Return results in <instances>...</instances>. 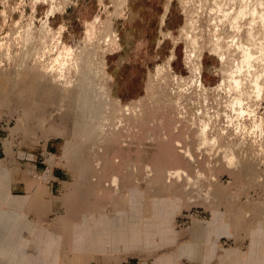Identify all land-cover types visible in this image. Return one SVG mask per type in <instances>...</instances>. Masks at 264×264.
<instances>
[{
  "label": "rangeland",
  "instance_id": "374dc122",
  "mask_svg": "<svg viewBox=\"0 0 264 264\" xmlns=\"http://www.w3.org/2000/svg\"><path fill=\"white\" fill-rule=\"evenodd\" d=\"M262 16L264 0H0V92L4 94L0 103V185L17 204L16 218L37 224L47 218V223L43 222L47 227L55 225L58 217L67 213L64 202L80 182L73 169L77 159L92 150L103 152L106 143L98 141L101 136L87 133L65 143L67 127L59 134L30 115L22 105L24 92L11 89L10 82L17 79L23 83L28 78L23 69L47 65L48 70L50 64V69L54 64L56 75L62 74L60 78L66 75L65 80L76 81L82 78L78 61L91 55L93 63H98L93 64L96 67L87 80L94 76L92 85L98 84L93 86V96L101 101L99 112L103 116L99 114V118L107 125L104 127L102 120L98 124L126 133L131 140L136 138L134 149L142 151L135 159L140 160L136 161L139 168L149 160L145 150L162 148L158 145L163 138L152 140L154 132L170 137L169 129L174 130L178 138L174 135L172 143L183 140L180 146L172 144L177 152L190 145L188 149L192 148L195 156H189L192 158L185 160L187 163H177L169 155L158 157L162 165L188 168V178L168 181L150 178L151 174L148 179L143 168L139 170L143 173L135 175L137 181L126 178L125 202L120 194L102 198L105 188L97 189L114 224L115 218L123 220L124 212H134L141 229L135 245L109 247L106 242L99 243L95 234L83 240L80 252L66 239L61 243L66 247L63 255L55 249V257L64 264H234L238 258L245 260L253 254L254 264H264ZM245 58L252 65L248 60L244 63ZM68 59L75 64H68ZM61 60L65 61L63 66ZM58 66L63 67L61 72ZM235 77L241 79V90L235 86L240 85ZM258 84L262 88L259 94L255 89ZM144 117L152 121L145 125ZM92 154L88 167L100 161ZM103 165L109 168L107 175L119 166L113 162ZM50 171L54 175L49 181ZM51 196L62 199V204L52 203ZM34 229L24 230L25 239L35 235ZM30 248L35 245L31 243ZM210 252L212 259H205ZM48 256L53 255L41 253L39 257L42 261Z\"/></svg>",
  "mask_w": 264,
  "mask_h": 264
},
{
  "label": "bare ground",
  "instance_id": "6f19581e",
  "mask_svg": "<svg viewBox=\"0 0 264 264\" xmlns=\"http://www.w3.org/2000/svg\"><path fill=\"white\" fill-rule=\"evenodd\" d=\"M244 7V6H243ZM239 11V9H238ZM241 11V10H240ZM243 11V10H242ZM241 14V13H240ZM263 17V16H262ZM264 18V17H263ZM48 21V20H47ZM109 30V29H108ZM109 32V31H108ZM115 32V31H114ZM114 36V35H113ZM110 37V35H109ZM253 37V36H252ZM249 38V37H248ZM107 39V38H106ZM109 40V39H108ZM60 43V42H59ZM108 43V42H107ZM64 44V43H63ZM59 45V44H58ZM64 46H66L64 44ZM69 47V46H68ZM67 47V48H68ZM246 47V45H245ZM30 49V48H29ZM70 49V48H68ZM264 49V48H263ZM28 50V49H27ZM63 51H65L64 49H62ZM73 50V49H72ZM247 49H245L244 51H246ZM249 50V49H248ZM247 50V51H248ZM61 51V52H63ZM67 51V50H66ZM71 51V49H70ZM41 52V51H40ZM60 52V53H61ZM87 52V51H86ZM85 52V53H86ZM91 52V51H90ZM250 50L247 52L249 53ZM252 52V51H251ZM28 53V52H27ZM58 53V52H57ZM58 53V55L60 54ZM68 53V52H67ZM71 53V52H70ZM84 53V54H85ZM88 53V52H87ZM247 53L245 52V55H247ZM31 54V53H30ZM50 54V53H49ZM63 54V53H62ZM77 54V53H76ZM94 54V52H93ZM92 54V55H93ZM96 54V53H95ZM244 54V53H243ZM251 54V53H250ZM249 54V55H250ZM253 54V53H252ZM251 54V55H252ZM25 55V53H24ZM33 55V54H32ZM31 55V56H32ZM35 55V54H34ZM44 55V53H43ZM87 55V54H86ZM244 55V56H245ZM251 55H250V59L251 58ZM55 56V55H54ZM60 56H63L60 54ZM59 56V57H60ZM69 56V55H67ZM77 56V55H76ZM25 57V56H24ZM30 57V56H29ZM37 57V56H36ZM51 57V56H50ZM49 57V58H50ZM53 57V56H52ZM59 57H57L55 60H57ZM74 57V56H73ZM247 57V56H245ZM247 57V58H248ZM27 58V56H26ZM25 58V59H26ZM62 58V57H61ZM64 58V57H63ZM75 58H78L75 57ZM93 57H91V55H87L85 58L83 56V59L82 61H78L80 64H78L79 66V71H80V75H82V78L81 79H77L76 81H80L79 83L77 82V85H74L76 84L75 82V79L73 78V80H65L67 79L66 78V75L65 77H62V74L61 73H58L57 72V75L59 76V74H61V76H57L56 73H54L53 71L54 70V67L52 65V69H50V66H49V69L47 70L46 67H42L43 69L39 68V67H35V68H26L23 69L24 73H26V76L28 78L25 79V81L22 83V82H19L17 81V79H14L13 82H10L13 83L11 85H13L14 87L11 88V89H15L16 91H22L21 93L22 96H23V103L22 105L26 108L27 112H29V114H33V115H36L37 118L40 119V122H42L43 124L47 125L48 128H52V129H55L57 132L59 130H63L66 129L67 127V130L65 133L66 136H67V141L65 143H70L72 142L74 139H76L77 141V137L78 136H83L86 135L89 136V135H96L97 137L98 136H101L99 137L98 141H104L106 143V146H105V149L103 152H96L98 153L97 157L100 161H97L96 162H93L94 165L88 167V159L91 157V154L93 153L92 149L91 148V152L90 154H86L85 156L83 157H80V160L77 159V165L75 166V168H73L74 170H77V174H76V177H77V180L78 178L80 179L78 182V184L76 185V190L72 193V196L71 197H67L66 199V202H64V206H66L67 208V213H65L64 215L62 216H59L58 219L55 221V225H53L54 223H52L53 226H46L45 224V234H44V242H45V252L47 254L51 253V252H54L55 249H57V251L59 252V255L62 256L63 255V252L65 250V246L61 245L62 242H64L66 239H67V242L69 244V242H71L72 244H70V247L74 249V247L77 249L78 252L81 251V247L83 245V240L86 239L87 237H90V236H94L95 234V239H98V242L99 243H102V242H106L109 247H119L121 245H125V244H134L135 245V242L137 241V238H139L141 236V229L138 228L139 227V224H140V221H138V219H136V216L134 215V212L132 213H126L125 212L123 213L124 215L122 216L123 220H121V222L118 221V219L115 218V220L117 221L115 224L110 216V214L105 210V208L107 207V205H104L102 202L103 200L101 201L102 198H106V197H109L111 196L112 198V195H119L120 194V197L124 198L123 201L128 198V195H127V192H124L123 190L125 189L123 186L125 185L124 183H126V178L128 177H132L131 179H135L138 177L139 173L141 171L142 168L145 170V172L147 173V177L149 175H151L150 178H157V177H162V178H166V180H172V181H177V180H181L183 177H186L188 178V173H187V169H185L183 166L181 167H169L168 166H165L164 164H169V163H164L162 165V163L160 162H163L162 160H160L158 157L160 156H163L164 155H169L171 156L170 159L171 160H177L175 162L177 163H184L185 160L187 159H191L192 157H189V156H195V153L194 155L192 154V148L191 150L188 149L189 146L187 147L186 145V148L187 149H180V147H178L180 149V153L177 152V149L176 147H174L172 144H176V146H180L183 142V140L181 141L180 139H178L176 141V143H172L174 141V138L173 137H177V134L173 133V131L171 132V130L169 129L170 131V137L169 136H166L165 137L163 135H160L158 132L157 134H155L154 130V134L152 132V136H149L147 135V138L148 136L151 138L152 137V140L154 138H157L160 142L161 139V136L163 138V142L160 143V145H158L159 147L162 146L161 149H157V148H152L150 147L149 149L145 150L144 152L145 153V156L148 155L149 156V160L147 161L145 159V164H144V167H140L138 166V164L136 163V161L138 160H135L136 159V155H137V152L135 151V139H130L129 136L126 135V133H122L121 131L119 130H115L114 129H111L109 128L108 130H105L102 128L103 125L101 126V124L105 123V121H103L102 119H100V115H102L100 112H99V107H101L100 105V100L99 98H97L98 100H96V98L94 97L95 95L93 93H95L94 91V85L93 82H92V79L93 77H91L90 75V79L91 80H87L89 79V74L91 73V71H93V65L96 61H94L93 63V60H92ZM244 58V57H243ZM247 58H245V60L243 61L245 63L246 60H248ZM35 59V58H34ZM71 59V58H70ZM79 59V58H78ZM77 59V60H78ZM96 59V58H95ZM248 60L251 61V60ZM23 60V58H22ZM33 60V59H32ZM37 60V59H36ZM52 60V58H51ZM49 60V61H51ZM66 60V59H64ZM62 61V60H61ZM69 59H68V64L70 65H74L75 63L74 62H71L73 60L70 61L69 63ZM102 61V60H101ZM21 62V61H20ZM19 62V63H20ZM23 62V61H22ZM35 62V60H34ZM56 62V61H55ZM75 62L77 63V61L75 60ZM252 62V61H251ZM27 63V62H26ZM26 63H24L26 65ZM62 65V63H65V61L63 62H60ZM74 63V64H73ZM98 63V62H96ZM95 63V64H96ZM35 64V63H34ZM57 64V63H56ZM200 64V62H199ZM247 64V63H246ZM251 64L250 62L248 63V65ZM23 65V64H22ZM59 65V64H58ZM65 65V64H64ZM77 65V64H76ZM242 65V64H241ZM252 65V64H251ZM18 66V65H17ZM28 66V64H27ZM34 67V65H32ZM35 66H37L35 64ZM45 66V65H44ZM63 66V65H62ZM67 66V65H66ZM69 66V65H68ZM70 69V67H68ZM77 66V67H78ZM200 66V65H199ZM199 66L197 68V70L199 69ZM240 66V65H239ZM23 67L20 65V68ZM31 67V66H30ZM41 67V66H40ZM56 67V66H55ZM60 66H58V71L61 70L62 68H59ZM73 67V66H72ZM74 66V68H77ZM96 67V66H95ZM249 67V66H248ZM67 68H65L67 70ZM63 69V72L64 70ZM68 69V70H69ZM76 69V70H78ZM93 69V70H92ZM99 69V68H98ZM97 69V70H98ZM240 69V68H239ZM238 69V70H239ZM17 70V69H16ZM65 70V72H67ZM71 70V69H70ZM69 70V71H70ZM18 71V70H17ZM69 71H68V74H69ZM61 72V71H59ZM62 72V73H63ZM71 72V71H70ZM78 72V71H77ZM94 72V71H93ZM98 72V71H97ZM96 72V73H97ZM199 72V70H198ZM201 72V70H200ZM16 74H18L16 71H15ZM67 74V73H66ZM67 74V75H68ZM99 74V73H97ZM234 74V73H233ZM64 75V74H63ZM95 75V73H94ZM232 76V75H231ZM237 77H239L237 75ZM62 80H60V79ZM65 78V79H64ZM70 78V77H69ZM97 78V77H96ZM99 78V77H98ZM97 78V79H98ZM225 78V77H224ZM234 78V76H233ZM232 78V79H233ZM236 78V77H235ZM241 78V77H240ZM95 79V78H94ZM97 79H96V82H97ZM198 79V78H197ZM195 79V80H197ZM200 79V78H199ZM226 79V78H225ZM231 79V80H232ZM238 78H236L237 80ZM71 82H70V81ZM223 80V79H222ZM234 80V79H233ZM235 80V81H236ZM239 80V84H236L235 82V86H239L237 87L238 89H240L241 87V84L242 82L241 79H238ZM256 80V79H255ZM12 81V80H11ZM62 81V82H61ZM101 81V80H100ZM243 81V80H242ZM74 82V83H73ZM95 82V83H96ZM256 82V81H255ZM259 82V81H257ZM256 82V83H257ZM198 83H201V80L200 82L198 81ZM224 83V81H223ZM232 83V82H231ZM234 83V82H233ZM238 83V82H237ZM255 83V85H257ZM97 84V83H96ZM100 84V83H99ZM222 84V83H221ZM10 85V86H11ZM19 85V86H18ZM201 85V84H200ZM232 85V84H231ZM234 85V84H233ZM94 86V87H93ZM98 86V84H97ZM96 86V87H97ZM234 86V87H235ZM95 87V88H96ZM101 88V86H99ZM98 87V88H99ZM259 87L261 88V84L259 86H257V88L259 89ZM104 88V87H103ZM257 88L255 87L256 89V92L259 94L261 92V90L259 89V91L257 90ZM106 90V88H104ZM242 89V88H241ZM240 89V90H241ZM262 89V88H261ZM10 90V88H9ZM102 90V89H100ZM109 90V88L107 89ZM244 90V89H243ZM242 90V91H243ZM255 91V90H254ZM8 92V91H7ZM105 92V91H104ZM100 94V92H97ZM96 93V95H97ZM109 93V92H107ZM6 94V92H5ZM13 94V93H12ZM4 94H1L0 92V103L3 102L4 100V97H3ZM94 95V96H93ZM7 96V94H6ZM258 96V95H257ZM11 97V96H10ZM13 97V96H12ZM16 97V96H15ZM14 97V99H15ZM108 96L105 97V99L107 98ZM110 97V96H109ZM13 99V98H12ZM11 100V99H10ZM106 100H109L110 101V98L106 99ZM105 100V101H106ZM120 100V98H119ZM2 101V102H1ZM6 102V101H5ZM9 102V100H8ZM103 102V101H102ZM117 102H119L117 100ZM105 103V102H104ZM107 103V102H106ZM121 103V102H120ZM106 105V104H105ZM109 105V104H108ZM121 106V104H119ZM1 106V105H0ZM124 106V105H123ZM127 106V105H126ZM125 106V107H126ZM131 106V105H130ZM143 106V105H142ZM146 106V105H144ZM129 107V106H128ZM124 108V107H123ZM122 108V109H123ZM132 107H129V109ZM135 108V107H134ZM120 109V108H119ZM126 109V108H125ZM128 109V108H127ZM142 109V108H141ZM101 110V109H100ZM104 110V109H103ZM108 110V108L106 109ZM105 111V110H104ZM109 111V110H108ZM126 111H129V110H126ZM141 111V110H140ZM112 112V111H111ZM122 113V111H120ZM131 112V111H130ZM135 111H133L134 113ZM139 112V111H138ZM137 113V112H136ZM140 113V112H139ZM100 114V115H99ZM109 114V113H108ZM150 114V113H149ZM24 115V114H23ZM25 116V115H24ZM23 116V117H24ZM103 116V115H102ZM121 116V114H120ZM134 116V115H133ZM138 116V115H137ZM147 116V115H146ZM105 117V116H104ZM122 117V116H121ZM102 118V117H101ZM110 118V117H109ZM117 118V117H116ZM133 118V117H132ZM131 118V119H132ZM151 118V117H150ZM159 118V117H158ZM120 119V118H118ZM127 119V117H126ZM143 119V118H142ZM141 119V120H142ZM155 119V118H154ZM101 120L103 121L101 124L99 123L98 124V121ZM106 120V119H105ZM124 120V119H123ZM122 120V121H123ZM147 120H150V119H147L146 117H144L143 119V122L145 125H148V123L146 124V121ZM108 121V120H107ZM120 121V120H119ZM125 121V120H124ZM152 121V120H150ZM128 122V121H127ZM134 122V121H132ZM138 122V121H137ZM140 122V121H139ZM129 123V122H128ZM141 123V122H140ZM106 124V123H105ZM104 124V127H106ZM117 124V123H115ZM121 124V123H120ZM132 124V123H131ZM135 124V123H134ZM137 124V123H136ZM101 126L100 130H104V131H100L97 132L99 129L98 126ZM107 125V124H106ZM113 125V124H112ZM111 125V126H112ZM125 125V124H124ZM139 125V124H138ZM66 126V127H65ZM110 126V125H109ZM119 126V125H118ZM128 125H125L124 127H126ZM156 126V125H155ZM167 126V125H166ZM204 126V125H203ZM46 127V129H47ZM130 128H132L131 126H129ZM136 127V125H135ZM134 127V128H135ZM206 127V126H204ZM108 128V126H107ZM113 128V127H112ZM144 127H142L143 129ZM166 128H169V127H166ZM137 130V128H135ZM149 129H150V126H149ZM161 129H162V126H161ZM206 129V128H204ZM203 129V130H204ZM48 130V129H47ZM51 131V129H49ZM97 130V131H96ZM128 130V129H126ZM53 131V130H52ZM62 131V133H63ZM141 131V130H140ZM139 131V132H140ZM205 131V130H204ZM124 132V131H123ZM130 132V131H129ZM206 132V131H205ZM204 132V133H205ZM53 133V132H52ZM59 134H61V132L59 131L58 132ZM132 133V132H131ZM138 133V132H137ZM146 133V132H145ZM89 134V135H88ZM143 135V133H141ZM165 134V133H164ZM201 134V133H200ZM207 134V133H206ZM57 135V134H56ZM145 135V134H144ZM175 135V136H174ZM199 135V134H198ZM48 136V135H46ZM206 136V135H205ZM208 136V135H207ZM85 137V136H84ZM94 137V136H92ZM131 137V136H130ZM133 137V135H132ZM140 137V136H139ZM82 138V137H81ZM86 138V137H85ZM180 138V137H179ZM207 138V137H206ZM79 139V138H78ZM88 140V138H86ZM85 139V140H86ZM146 139V138H145ZM156 139V141H158ZM165 139V140H164ZM92 140V138H91ZM94 140V139H93ZM96 140V139H95ZM144 140V138H143ZM155 140V139H154ZM90 142V139L88 140ZM97 141V142H98ZM107 141V142H106ZM75 142V141H74ZM79 142V141H78ZM81 142V140H80ZM86 142V141H85ZM88 144V142H86ZM84 143V144H86ZM104 143V144H105ZM144 143V142H143ZM151 143V142H150ZM149 143V144H150ZM158 143V142H156ZM76 144V143H75ZM91 144V143H89ZM101 143V145H104ZM189 144V143H188ZM148 145V144H147ZM156 145V144H155ZM78 146V145H77ZM83 146V145H81ZM86 146V145H85ZM88 146V145H87ZM97 146V145H96ZM139 146V145H138ZM145 146V145H144ZM157 146V145H156ZM157 146V147H158ZM70 147V146H69ZM68 147V148H69ZM84 147V146H83ZM92 147V146H90ZM100 147V145H99ZM184 147V146H183ZM65 148V146H64ZM147 148V147H146ZM71 149V148H70ZM77 149V148H76ZM86 149V148H84ZM83 149V150H84ZM98 149V148H97ZM100 149V148H99ZM86 151V150H84ZM138 150V149H137ZM141 149H139L140 151ZM81 151V150H80ZM87 152V151H86ZM51 153V152H49ZM66 153V152H65ZM94 153L92 154L93 156L92 157H95L96 155H94ZM142 153L141 152H138V154ZM72 154V153H71ZM82 154V153H81ZM53 155V152L52 154ZM73 155H75L73 153ZM72 155V156H73ZM78 154H76L77 156ZM144 155V154H143ZM141 155V156H143ZM66 156H69V155H66ZM141 156H138V159L139 158H143ZM157 156V157H156ZM89 157V158H88ZM118 157V158H117ZM121 157V158H120ZM66 158V157H65ZM71 158V157H70ZM96 158V157H95ZM94 158V159H95ZM146 158V157H145ZM169 158V157H168ZM195 158V157H194ZM69 159V158H67ZM66 159V160H67ZM165 159V158H164ZM169 159V161H171ZM74 160V159H73ZM92 160V158H91ZM91 160H89V162H92ZM143 160V159H142ZM166 160V159H165ZM164 160V161H165ZM195 160V159H194ZM96 161V160H95ZM140 161V160H139ZM138 161V162H139ZM147 161V162H146ZM80 162V164H79ZM113 162V165L114 163L119 165L117 167H114V170H112V174L110 175H107L108 174V167L107 166H104L103 164H111ZM173 161H171L172 163ZM186 162V161H185ZM69 163V161H68ZM91 163V164H93ZM141 163V162H140ZM187 163V162H186ZM196 163V162H195ZM70 164V163H69ZM90 164V165H91ZM143 164V163H141ZM171 165V164H170ZM175 165V164H174ZM177 165V164H176ZM183 165V164H182ZM243 165V164H242ZM109 166V165H108ZM179 166V165H178ZM247 167V166H246ZM77 168V169H76ZM108 168V169H107ZM111 168V167H110ZM116 168V169H115ZM113 169V168H112ZM142 169V170H143ZM116 170V171H115ZM247 170V169H246ZM36 172V171H35ZM138 173V174H137ZM143 173V172H141ZM35 175V174H34ZM53 175L52 172L50 171L49 172V177H46L49 181L51 179H53ZM75 175V174H74ZM73 175V176H74ZM137 175V177L135 176ZM107 176H110L108 179V181L106 180ZM43 177V176H42ZM41 177V178H42ZM148 177V179H150ZM190 177V176H189ZM34 178V177H33ZM40 178V179H41ZM130 179V178H128ZM127 179V180H128ZM184 179V178H183ZM136 180V179H135ZM152 180V179H151ZM190 180V179H189ZM188 180V181H189ZM134 181V180H132ZM131 181V183H133ZM137 181V180H136ZM129 184L130 182L127 181ZM148 182H150L148 180ZM190 182V181H189ZM34 183V181L32 182ZM123 185H122V184ZM127 183V185H128ZM151 183V182H150ZM35 184V183H34ZM33 184V185H34ZM134 184V183H133ZM172 184V183H171ZM32 185V186H33ZM148 185V184H147ZM128 186H131L128 185ZM171 186V185H170ZM43 186L40 185L39 188L41 189ZM151 187V186H150ZM0 188H3L2 185H0ZM45 187H43L44 189ZM99 188H105V194L103 196L101 195H97L96 193H99L100 189ZM127 188V186H126ZM149 188V187H148ZM99 189V191L97 190ZM5 190V189H4ZM46 190V188L44 189ZM72 190V189H71ZM47 191V190H46ZM104 192V190H102ZM101 191V192H102ZM127 191V190H126ZM150 191V190H149ZM50 193L54 194V191H52L50 189ZM71 193V192H70ZM100 194V193H99ZM103 194V193H102ZM129 194V193H128ZM101 196V197H99ZM120 197H117V198H120ZM52 200L51 202L52 203H55L57 201L61 202L60 200L62 199H54L53 196L50 197ZM66 198V197H65ZM100 198V199H99ZM110 198V197H109ZM116 199V198H115ZM121 199V198H120ZM107 200V199H106ZM118 200V199H117ZM116 200V201H117ZM131 200H133V198L131 197ZM105 201V200H104ZM109 201H111V199H109ZM120 201V200H119ZM122 200L120 202H123ZM124 201V202H125ZM107 203V202H106ZM113 203V201L111 202ZM62 204V202H61ZM116 203H114L113 206H115ZM117 204L119 205L118 201H117ZM121 204V203H120ZM117 205V206H118ZM63 206V205H61ZM106 206V207H105ZM112 206V207H113ZM128 206V205H127ZM109 207V206H108ZM65 208V209H66ZM47 218H44V220H42L43 222L46 221L47 223ZM55 220V219H53ZM150 221L154 220V217L153 218H150L149 219ZM40 221V222H42ZM49 223V222H48ZM116 226V229L115 227ZM69 228V230H68ZM58 243V244H57ZM52 244V246H50ZM112 249V248H111ZM53 250V251H52ZM57 251H55L54 253H57ZM130 251V250H129ZM60 264H64L63 262H59Z\"/></svg>",
  "mask_w": 264,
  "mask_h": 264
},
{
  "label": "crops",
  "instance_id": "0c3cea01",
  "mask_svg": "<svg viewBox=\"0 0 264 264\" xmlns=\"http://www.w3.org/2000/svg\"><path fill=\"white\" fill-rule=\"evenodd\" d=\"M0 264H60V260L53 256H48L41 261V253L45 254V223L37 224L30 219L18 220L16 217L13 197L9 195L8 189H0ZM35 228V235L30 239H25V229L32 231ZM33 232V233H34ZM41 232V233H40ZM35 245V248H30V244ZM44 243V245H39ZM39 245V246H38ZM52 246V244L50 245ZM34 247V246H33ZM53 247V246H52ZM213 253L205 254V259H212ZM257 258H263V256ZM255 256L251 254L249 258H238L234 264H254ZM33 260V262H31ZM45 260V261H44Z\"/></svg>",
  "mask_w": 264,
  "mask_h": 264
}]
</instances>
